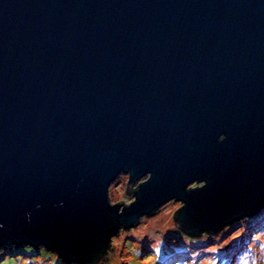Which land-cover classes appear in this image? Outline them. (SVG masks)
<instances>
[{
	"label": "water",
	"instance_id": "1",
	"mask_svg": "<svg viewBox=\"0 0 264 264\" xmlns=\"http://www.w3.org/2000/svg\"><path fill=\"white\" fill-rule=\"evenodd\" d=\"M170 201L188 237L264 208V0H0V250L103 264Z\"/></svg>",
	"mask_w": 264,
	"mask_h": 264
},
{
	"label": "rangeland",
	"instance_id": "2",
	"mask_svg": "<svg viewBox=\"0 0 264 264\" xmlns=\"http://www.w3.org/2000/svg\"><path fill=\"white\" fill-rule=\"evenodd\" d=\"M125 177L108 191L111 204L127 203ZM178 202L162 205L129 230L112 238L103 264H264V208L252 218L236 221L215 235L187 237L172 215ZM0 264H66L44 250L29 247L0 250Z\"/></svg>",
	"mask_w": 264,
	"mask_h": 264
},
{
	"label": "flooded vegetation",
	"instance_id": "3",
	"mask_svg": "<svg viewBox=\"0 0 264 264\" xmlns=\"http://www.w3.org/2000/svg\"><path fill=\"white\" fill-rule=\"evenodd\" d=\"M121 176L125 177V195L130 198L128 200L127 203L131 202L133 200V196H134V192L138 189L139 185L146 180L147 176L141 177L140 179H137L135 181L132 182L131 185H129V175L128 174H120L115 181L120 178ZM114 181V182H115ZM202 184H197V183H193L190 186H188V190L193 189V188H197L200 187ZM170 202H175V201H170ZM127 203H120V204H127ZM181 204V203H180Z\"/></svg>",
	"mask_w": 264,
	"mask_h": 264
},
{
	"label": "trees",
	"instance_id": "4",
	"mask_svg": "<svg viewBox=\"0 0 264 264\" xmlns=\"http://www.w3.org/2000/svg\"><path fill=\"white\" fill-rule=\"evenodd\" d=\"M188 237V236H187ZM191 238H196V237H191Z\"/></svg>",
	"mask_w": 264,
	"mask_h": 264
}]
</instances>
